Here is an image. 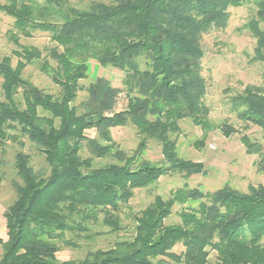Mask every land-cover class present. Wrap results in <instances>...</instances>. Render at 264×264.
I'll use <instances>...</instances> for the list:
<instances>
[{
  "label": "trees",
  "instance_id": "obj_1",
  "mask_svg": "<svg viewBox=\"0 0 264 264\" xmlns=\"http://www.w3.org/2000/svg\"><path fill=\"white\" fill-rule=\"evenodd\" d=\"M70 1L0 2V12L12 18L7 36L16 46L0 56V147L18 146L13 167L19 178L4 210L0 264H207L211 250L217 264H264L262 184H250L247 191L228 184L212 191L183 187L166 199L156 194L134 213L129 238L88 250L82 258L57 257L66 233H87L89 220L100 213L108 232L121 231L119 213L135 189L172 171L184 178L204 173L201 161L178 155L171 135L180 131L181 119L202 128L197 147L213 127L227 137L238 132L226 121L211 123L201 72V37L227 26L230 7L253 6L244 26L255 40L251 60L264 63V0H90L84 8ZM35 31L47 33L53 45L40 49L19 42ZM90 59L123 71V87L104 78L83 86ZM34 64L59 87L57 94L24 75ZM261 76L232 101L244 130L255 125L264 139V71ZM83 90L86 98L76 103ZM120 94L126 98L123 109H118ZM127 124L140 137L131 152L111 134ZM89 129L96 136L88 135ZM24 138L44 157V167L33 168ZM148 139L159 143L164 165L143 157ZM240 140L248 153L261 155L256 165L264 173L261 142L246 133ZM84 146L92 156L114 161L94 166L92 157H82ZM175 203L183 205L179 221L165 223ZM177 244L182 251L173 250Z\"/></svg>",
  "mask_w": 264,
  "mask_h": 264
},
{
  "label": "rangeland",
  "instance_id": "obj_2",
  "mask_svg": "<svg viewBox=\"0 0 264 264\" xmlns=\"http://www.w3.org/2000/svg\"><path fill=\"white\" fill-rule=\"evenodd\" d=\"M4 0H0L2 2ZM106 3L114 0H99ZM90 0H71L70 4L79 8H84ZM230 18L224 29L211 28L203 33L201 46L204 56L201 59L202 75L208 83L207 92L204 96L205 104L210 108L209 119L213 125L224 121L232 124L238 132L225 136L217 127H213L206 134L203 144L199 147L194 142L201 139L202 128L194 125L190 119L184 118L179 121L180 131L171 137L176 141L178 155L185 159L201 161L204 165V173L192 174L184 178L179 172H169L163 174L159 179L148 187L134 190V195L128 203L124 204L119 213L123 229L117 233L108 232L109 228L101 222L102 213L98 218L90 219L87 233L67 232L65 240L59 241L60 250L57 257L60 260L69 258H82L88 250L95 248H108L116 239L129 238L133 233L134 213L143 209L149 204L156 194L163 198L171 196L177 188L198 187L203 191H212L225 184L247 191L250 184L264 185V173L257 170L256 161L261 155L248 153L240 140L242 133L248 134L254 140L263 145L264 139L259 127L250 124L244 130L243 122L237 115L232 97L240 93L247 84H258L261 82V75L264 71V63L253 62L251 60L254 38L244 26L253 13V6L245 3L242 6L230 7ZM12 26V18L0 12V56L9 54L16 46L12 40L8 39L7 30ZM19 42L23 45H34L43 49L53 45L49 36L45 32L35 31L32 37H21ZM15 58L13 62H15ZM50 64H54L49 60ZM88 75L81 80L83 86H88L97 78L106 79L111 86L122 88L124 72L118 68L103 67L97 61H88ZM24 75L32 80L34 84L45 91L57 94L59 87L54 84L51 78L39 69L37 64L29 65L24 70ZM1 83V78H0ZM87 92L80 91L76 103L86 98ZM118 109H123L126 105V98L120 94ZM0 99H2L0 88ZM90 136H96L94 130H87ZM113 139L122 149L131 152L139 141V135L134 125L114 127L111 129ZM24 150L30 155L31 165L34 169H39L46 165L44 157L37 153L31 142L24 138ZM18 146L13 142H8L4 148L0 147V239H6L4 210L15 198L13 181H19L13 167L14 154ZM82 157H92L94 166L113 162L111 157H94L84 146L81 151ZM144 158L155 164L164 165L161 154V147L154 139H148ZM188 204L196 205L197 201H190ZM183 205L175 203L172 213L164 220L165 223H175L179 221V211ZM101 232V234L99 233ZM98 233V234H97ZM86 235H90L87 237ZM70 241L71 244H67ZM72 243L74 245H72ZM174 251L183 250L181 244H177ZM0 246V255H1ZM207 264H217L216 252L211 250Z\"/></svg>",
  "mask_w": 264,
  "mask_h": 264
}]
</instances>
